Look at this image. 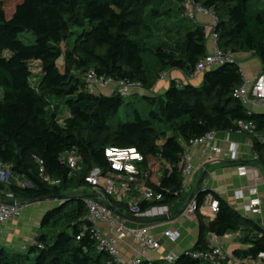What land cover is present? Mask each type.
<instances>
[{"label": "trees", "instance_id": "obj_1", "mask_svg": "<svg viewBox=\"0 0 264 264\" xmlns=\"http://www.w3.org/2000/svg\"><path fill=\"white\" fill-rule=\"evenodd\" d=\"M6 1L0 0V159L12 165L13 176L0 187L18 201L57 203L43 215L35 243L25 252L0 247V264H109V255L84 231L85 224L91 225L85 220L86 198L97 192L86 181L93 168L129 184V194L140 186L163 194L160 200L139 201L142 212L159 205L177 210L187 199L181 191L183 154L191 140L210 131L236 132L238 121L254 122L264 134V112H249L234 95L243 84L236 60L206 70L199 84L173 80L160 96L143 94L126 101L118 92L86 89L90 71L138 82L147 91L169 69L193 75L208 54V38L204 26L189 24L182 8L185 0H8L13 3L8 10ZM194 1L217 15L218 46L234 55L253 53L264 73L260 0ZM23 32L34 34L35 42L20 39ZM123 107L132 119H119ZM66 109L69 116L61 123ZM253 140L260 154L257 162L264 166V145ZM108 147L137 149L143 155L138 173L112 169L105 155ZM70 150L83 158L79 173H72L61 159ZM80 190L87 193L71 194ZM209 195L219 201V208L208 221L200 209ZM194 196L200 224L194 247L173 263L159 259L142 264H211L192 254L211 249L210 234L223 237L238 231L245 232L242 241L249 244L233 251L240 264H264L258 262L264 253V226L217 192L199 190ZM105 199L119 214H132L129 201L106 194Z\"/></svg>", "mask_w": 264, "mask_h": 264}, {"label": "built area", "instance_id": "obj_2", "mask_svg": "<svg viewBox=\"0 0 264 264\" xmlns=\"http://www.w3.org/2000/svg\"><path fill=\"white\" fill-rule=\"evenodd\" d=\"M182 8L184 10L185 16L193 22H197L196 20L198 13H203L210 18V22L202 26L205 27L207 38L213 40L214 43L212 51L208 52V54L203 57L196 65V70L194 74L190 76L191 78H196L198 74L204 73L208 69L216 68L225 64L226 62L236 60L234 54L231 52H226L218 46L219 36L215 32V26L218 23V17L214 11L204 8L194 0H185L182 3ZM165 77V72L160 75L161 79ZM85 82L86 89L89 92L97 94L101 93L102 88L109 86H113L112 93L118 92L123 97H132L137 93L146 91V89L138 82L126 80L115 81L112 78L98 76L94 71L87 73L85 76ZM234 95L242 101V103L248 108L249 112H254V107H260L264 103V73L262 72L254 79H249L243 76V84L235 90ZM236 125L237 133H247L258 139L259 142L264 145V134H260L257 131V125L254 122L238 121ZM217 133V131H210L206 135L190 141L183 154L184 168L182 172L183 179L181 191L184 192L186 190L189 185L190 177L196 170L197 166L201 165V162L197 163L195 161V149H198L203 157L208 156L207 154L209 151L214 153L213 157L218 158L220 156L221 150L217 144ZM231 152L232 159L237 158V145L232 147ZM105 155L108 158L112 169L125 172L127 174L138 173L137 162L143 160V155L135 148L120 149L116 147H108L105 150ZM213 157H211V159ZM61 159L70 166L72 173L75 174L81 171L83 158L77 150L66 151L64 154H62ZM252 159L254 161L260 159V154L255 150L253 151ZM39 162L41 165H43V160H39ZM237 169L238 173L242 176H248L251 174L258 182L264 180L263 174L256 167L248 168L246 166H239ZM43 170L44 169L42 166L41 171ZM12 176V165L4 163L0 159V183L8 184ZM16 180L18 184L22 185L19 179L16 178ZM45 180L49 181V178H45ZM86 181L96 190L103 192V195L100 194L96 198H86V204L89 212L85 217V220L90 222L91 225L85 224L84 231H90L97 243L98 250L106 252L109 255V264H142L144 261H146V257L149 252L158 250L161 245L160 240L157 239L153 234L150 226H126L122 216L117 212V210L105 203V194L112 196L119 201L124 199L129 201V211L137 217H141L155 209H167V205H159L152 207L146 212H142L139 207V201L160 200L163 198V194L145 186H140L136 188L138 195L135 200L134 198L126 199L127 195H129L131 191L130 185L127 183H120L115 178L104 175L103 171L98 167L93 168V170L86 176ZM246 193L250 195H257L258 189L256 186L249 188L247 191L240 189L236 191L235 196L237 198H242ZM10 201H16V203L10 204ZM36 202L38 201L15 200L12 193L6 192L0 187V234L2 233L5 222L22 216L24 209ZM207 203L210 214L209 216H214L218 212L219 201L212 195H209ZM262 206V200H260L258 196H252L250 201L244 205L243 210H240V213L243 212V215H246L247 213L260 214L263 211ZM196 209L197 199L196 196H193L188 201V203L184 205L183 209L181 210V214L187 216L189 214L195 213ZM103 221L109 222V224L113 227L114 233L112 235L104 233L99 227V223ZM128 234H130L136 241L139 242L140 250L136 257H134L131 261L126 262L121 256L118 242ZM165 235L173 240H176L178 237V233L174 231H166ZM34 243L35 241L32 244ZM39 247L43 248V245L39 244ZM224 255L225 251L222 245L219 243V237L217 235H214L213 237L210 250L200 251L192 254L193 257L207 260L211 262V264H222L224 261ZM176 258L177 257L175 256L167 255L165 260L169 263H173ZM258 259L259 263L263 262L264 253L260 254ZM238 261L239 264L242 263V260Z\"/></svg>", "mask_w": 264, "mask_h": 264}, {"label": "crops", "instance_id": "obj_3", "mask_svg": "<svg viewBox=\"0 0 264 264\" xmlns=\"http://www.w3.org/2000/svg\"><path fill=\"white\" fill-rule=\"evenodd\" d=\"M197 22L195 24L205 25L210 22V18L203 14L198 13ZM208 52H211L214 43L213 40L208 39L207 42ZM235 59L241 67L244 77L249 79L256 78L263 71V65L261 60L253 53H239L235 54ZM166 77L158 79L157 83L150 91L137 93V95H150L160 96L163 95L169 88L170 83L176 80L178 84L193 83L199 84L202 81L203 73L198 74L196 78H191L179 69H169L165 71ZM113 86L106 87L105 92L102 94H111ZM132 96V97H134ZM256 112H264V103L260 107H254ZM217 144L220 147V156L218 158L213 157L214 153L209 151L208 156L203 157L198 149L194 150V157L197 163L201 162V165L197 166L196 170L192 174L189 180V185L184 191L187 199L185 202H179L180 208L177 210H171L170 206H166L167 209H155L150 213H147L141 217L134 216L133 214L123 211L122 218L124 223L128 227H139L143 225L150 226L151 231L160 240V247L156 251L148 253L146 260L152 262L154 260H165L167 255L178 257L181 253L191 250L197 243L200 235V224L196 213L184 216L181 214V210L184 205L188 203L191 195L199 190L214 191L224 197L233 207L239 212L243 210L246 203L250 201L252 196H258L263 202L262 213L251 214L247 213L245 216L253 218L259 224L264 226V180L256 181L251 174L248 176H242L238 173L239 166H246L248 168L256 167L264 176V166L252 159L254 149L253 137L249 134H241L237 132H219L217 133ZM233 145V146H232ZM237 145L238 156L232 159L231 149ZM211 157H213L211 159ZM257 187L258 194L250 195L245 194L242 198L235 196L236 191L243 189L247 191L249 188ZM93 196H99L100 190H96ZM138 192L136 189L132 194L127 195V198L136 199ZM54 200L45 199L33 203L29 208L24 209L22 216L13 218L3 225L2 233L0 234V247L6 248L10 252H25L30 245L35 241L36 236L39 234L40 223L43 215L47 210L55 206ZM201 214L206 220H212L214 216H209L208 203H206L200 209ZM243 213V212H242ZM169 214V215H166ZM130 215V216H128ZM164 216H171L169 220L163 222H146V220H152ZM101 230L109 235L114 233L113 227L107 221L99 223ZM166 231H174L178 233L176 240L171 239L165 235ZM245 232H229L223 237H219V243L222 245L225 254H231L232 259L228 264H239L236 257L232 256L235 249H246L249 244L243 243ZM213 234L208 236L210 246L213 242ZM118 247L121 252V256L124 261L129 262L139 254L140 244L130 234L122 238L118 242ZM232 250V251H231ZM226 264V262H222Z\"/></svg>", "mask_w": 264, "mask_h": 264}, {"label": "rangeland", "instance_id": "obj_4", "mask_svg": "<svg viewBox=\"0 0 264 264\" xmlns=\"http://www.w3.org/2000/svg\"><path fill=\"white\" fill-rule=\"evenodd\" d=\"M12 2H10V1H6L5 2V6H6V8H7V10L8 9H11L10 8V6H13V3L11 4ZM264 7V0H260V4L258 5V8L259 9H261V8H263ZM188 22H189V24L190 25H192V24H194V22L192 21V20H188ZM20 39H22L23 41H25V42H27V43H34L35 42V40H36V36L34 35V34H32L31 32H23V33H21L20 34ZM72 41H74V38H72L71 39ZM63 64H64V61H63V59H60L59 60V62H58V66H59V68L61 69V70H63ZM36 68V67H35ZM33 82H36L35 81V79H33ZM105 89L106 88H102V91H101V93L100 94H102V93H104L105 92ZM3 92H4V90H3V88L0 86V99L3 97ZM139 96L140 95H137L136 96V98H139ZM130 99H132V97H125V100L126 101H129ZM69 116V112L67 111V109L64 111V113L62 114V116H61V119H60V122L61 123H63V121H64V119L66 118V117H68ZM119 119H132V115L130 114L129 115V117L128 116H126V111H125V108L123 107L122 108V110H121V112H120V115H119ZM85 193H87V192H84L83 190H80L79 192L78 191H74V192H72L71 194L72 195H79V196H81L82 194H85ZM53 200V199H52ZM20 201H23V200H20ZM55 202L54 203H57V201L56 200H54ZM31 205H29L28 207H26V208H29ZM25 208V210H27ZM232 251V250H231ZM33 256L35 257V255L33 254ZM232 256H234L233 254H232ZM235 257V256H234ZM34 259V258H33ZM230 259H232V257H231V254H229V255H224V262H226V264H228V262L230 261ZM237 259V258H236ZM236 259H234L235 261H236ZM239 260V259H238ZM237 260V262L239 263V261ZM263 263H264V261H263Z\"/></svg>", "mask_w": 264, "mask_h": 264}, {"label": "water", "instance_id": "obj_5", "mask_svg": "<svg viewBox=\"0 0 264 264\" xmlns=\"http://www.w3.org/2000/svg\"><path fill=\"white\" fill-rule=\"evenodd\" d=\"M194 194L195 193H193L192 195H191V198L194 196ZM190 198V199H191ZM10 204H15L16 203V201H10L9 202ZM170 217L171 216H164V217H160V218H156V219H152V220H146V222H163V221H167V220H169L170 219Z\"/></svg>", "mask_w": 264, "mask_h": 264}]
</instances>
